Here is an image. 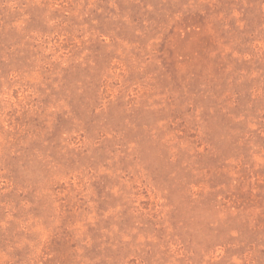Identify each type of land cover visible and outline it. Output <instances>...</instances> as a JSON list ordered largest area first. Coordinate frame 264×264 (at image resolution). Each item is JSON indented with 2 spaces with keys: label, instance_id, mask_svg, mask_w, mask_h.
<instances>
[{
  "label": "rangeland",
  "instance_id": "rangeland-1",
  "mask_svg": "<svg viewBox=\"0 0 264 264\" xmlns=\"http://www.w3.org/2000/svg\"><path fill=\"white\" fill-rule=\"evenodd\" d=\"M0 264H264V0H0Z\"/></svg>",
  "mask_w": 264,
  "mask_h": 264
}]
</instances>
